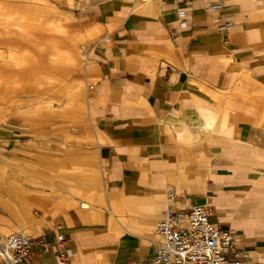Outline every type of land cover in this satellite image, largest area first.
Here are the masks:
<instances>
[{
  "label": "crops",
  "instance_id": "0c3cea01",
  "mask_svg": "<svg viewBox=\"0 0 264 264\" xmlns=\"http://www.w3.org/2000/svg\"><path fill=\"white\" fill-rule=\"evenodd\" d=\"M99 16L82 74L96 184L81 199L63 181L76 172L77 142L68 156L57 147L49 161L29 158V171L43 167L37 177L0 148L12 158L0 205L21 200L25 184L36 207L0 212V236L21 229L34 239L23 264H61L60 234L66 264H149L171 187L176 207L214 208L245 252L239 264H264V0H120ZM47 165L52 206L35 184Z\"/></svg>",
  "mask_w": 264,
  "mask_h": 264
},
{
  "label": "rangeland",
  "instance_id": "374dc122",
  "mask_svg": "<svg viewBox=\"0 0 264 264\" xmlns=\"http://www.w3.org/2000/svg\"><path fill=\"white\" fill-rule=\"evenodd\" d=\"M113 1L120 0H0V38L7 39L0 43V148L20 159L22 173L37 177L43 167L29 171L25 164L29 158L49 161L57 147L62 157L68 156L77 142L76 172L62 177L67 185L74 180L81 199L87 185L96 184V170L90 166L96 163V143L86 117L87 85L82 74L86 56L97 44L92 24ZM91 152L90 167L85 166L81 156ZM10 159L1 157V166L10 164ZM53 171L45 166L44 180L35 182L50 206L57 193ZM20 187L27 194L25 184ZM26 194L16 204H1L0 212L36 209L30 207ZM13 232L28 233L9 231L4 243Z\"/></svg>",
  "mask_w": 264,
  "mask_h": 264
},
{
  "label": "built area",
  "instance_id": "2783aa9c",
  "mask_svg": "<svg viewBox=\"0 0 264 264\" xmlns=\"http://www.w3.org/2000/svg\"><path fill=\"white\" fill-rule=\"evenodd\" d=\"M176 198L177 194L169 187V204L155 229L161 242L149 264H239L245 252L238 249L230 230H223L215 224L214 208L208 205L176 207ZM34 243L26 233L13 232L7 237L0 256L9 264H23ZM56 245L60 263L66 264L69 250L65 235H58Z\"/></svg>",
  "mask_w": 264,
  "mask_h": 264
},
{
  "label": "bare ground",
  "instance_id": "6f19581e",
  "mask_svg": "<svg viewBox=\"0 0 264 264\" xmlns=\"http://www.w3.org/2000/svg\"><path fill=\"white\" fill-rule=\"evenodd\" d=\"M6 40L7 39H5L3 36H2V38H0V43L1 44H3V43H5L6 42ZM0 85H1V83H0ZM31 87V86H30ZM1 91V90H0ZM2 93V92H1ZM0 93V94H1ZM15 93V92H14ZM7 98V97H6ZM6 98H3L2 97V99H3V101H5L6 100ZM9 164L7 165L6 163L5 164H3L2 166H1V170H0V174H1V176L2 177H6L7 176V174L9 173V171H8V168H9ZM1 190V189H0ZM13 192V191H12ZM15 193V192H14ZM1 195H7L4 191H2V193H1ZM14 196H17V194L16 195H14ZM18 199H20V197H17ZM83 206V205H82ZM0 241H2L3 242V238L0 236Z\"/></svg>",
  "mask_w": 264,
  "mask_h": 264
}]
</instances>
